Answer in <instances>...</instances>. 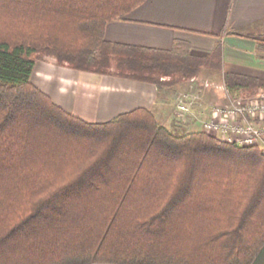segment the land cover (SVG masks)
<instances>
[{
    "label": "trees",
    "instance_id": "trees-1",
    "mask_svg": "<svg viewBox=\"0 0 264 264\" xmlns=\"http://www.w3.org/2000/svg\"><path fill=\"white\" fill-rule=\"evenodd\" d=\"M143 1L0 0V264H251L264 244V148L173 132L144 106L88 121L31 80L43 55L158 86L221 59V44L196 55L106 39Z\"/></svg>",
    "mask_w": 264,
    "mask_h": 264
},
{
    "label": "crops",
    "instance_id": "crops-1",
    "mask_svg": "<svg viewBox=\"0 0 264 264\" xmlns=\"http://www.w3.org/2000/svg\"><path fill=\"white\" fill-rule=\"evenodd\" d=\"M260 27L264 28V0H144L106 24V39L162 49L183 41L196 55H208L221 44V59L204 65L193 85L183 79L158 86L116 74L75 69L58 64L53 58L36 60L31 79L56 103L85 120L106 121L116 112L144 106L175 128L172 108L180 90L198 89L210 104L207 91L224 83L225 71L264 78V51L259 50L254 33ZM205 81L212 85L205 87ZM215 88L222 91L219 104L226 102L223 90ZM251 264H264V244Z\"/></svg>",
    "mask_w": 264,
    "mask_h": 264
},
{
    "label": "built area",
    "instance_id": "built-area-1",
    "mask_svg": "<svg viewBox=\"0 0 264 264\" xmlns=\"http://www.w3.org/2000/svg\"><path fill=\"white\" fill-rule=\"evenodd\" d=\"M191 85L196 76L186 78ZM205 87L212 85L205 81ZM220 87L227 102L223 105H213L208 117L200 116V106L203 97L193 87L180 91L176 97L173 113L182 122L192 116L198 120L201 130L215 135L221 140L239 145H257L264 148V88L257 93L242 95L230 90L224 83Z\"/></svg>",
    "mask_w": 264,
    "mask_h": 264
},
{
    "label": "rangeland",
    "instance_id": "rangeland-1",
    "mask_svg": "<svg viewBox=\"0 0 264 264\" xmlns=\"http://www.w3.org/2000/svg\"><path fill=\"white\" fill-rule=\"evenodd\" d=\"M255 32V35H257V38H256V42H257V44H259L260 45V47H259V50L260 51H264V28L263 27H260V28H258V29H256V30H254ZM263 53V52H262ZM49 58H52L51 56H47V55H43L42 57H39V58H37L36 60L38 61L39 59L40 60H46V59H49ZM93 72V71H92ZM98 73V72H97ZM32 80V79H31ZM33 83H34V81H32ZM36 84V83H35ZM184 90V89H183ZM195 90H197L198 92H199V90L198 89H195ZM180 91H182V90H180ZM179 91V92H180ZM178 92V93H179ZM201 93V92H200ZM207 93L209 94V97L207 98V99H209L208 101H211V103L210 104H208V102L206 101V100H204V98H203V106H200V109H201V111H200V116H206V117H208V115H209V110H210V108L213 106V105H223V104H225L226 102L224 101V103L222 102L221 104H219L220 103V101H222L223 100V96H222V91H218V89H216L215 87H210L209 88V90L207 91ZM202 94V93H201ZM178 95V94H177ZM203 97V96H202ZM226 100H227V97H226ZM215 103H217V104H215ZM173 108H174V106H173ZM173 108H172V114H173V118H174V120H173V122L175 123V125L177 126V127H175V128H172V127H170V126H168L163 120H161V119H159V118H157L158 119V121L160 122V123H162V124H164L165 126H167L170 130H172L173 132H176V133H184L186 130H191V129H202L201 128V125L199 124V121L198 120H195V119H193V117L192 116H190L187 120H186V122H182V121H179L176 117H175V115H174V113H173ZM129 110V109H128ZM127 111V110H126ZM116 114H118V112H116L115 114H113V116L114 115H116ZM112 116V117H113Z\"/></svg>",
    "mask_w": 264,
    "mask_h": 264
}]
</instances>
